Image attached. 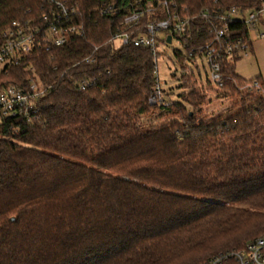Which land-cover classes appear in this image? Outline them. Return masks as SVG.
<instances>
[{"label": "trees", "instance_id": "obj_1", "mask_svg": "<svg viewBox=\"0 0 264 264\" xmlns=\"http://www.w3.org/2000/svg\"><path fill=\"white\" fill-rule=\"evenodd\" d=\"M68 1L78 4L83 33L58 46L44 39L60 12L49 0H0V44L14 21L38 25L25 65L52 84L35 119L0 120V264H199L263 234L262 76L242 78L241 55L225 57L218 93L235 102L211 118L195 62L173 48L183 91L174 100L164 90L167 104L152 103L156 56L112 40L132 0ZM175 1L197 15L177 36L188 50L210 42L218 15L263 10V0ZM256 22L235 19L230 42L252 48ZM25 65L0 72V91L28 86Z\"/></svg>", "mask_w": 264, "mask_h": 264}, {"label": "built area", "instance_id": "obj_2", "mask_svg": "<svg viewBox=\"0 0 264 264\" xmlns=\"http://www.w3.org/2000/svg\"><path fill=\"white\" fill-rule=\"evenodd\" d=\"M49 2L54 4L60 12L53 16L50 26L44 32V39L47 42L60 46L65 44L71 35L83 33L82 25L76 24L74 20L79 10L76 2L70 3L68 0H49ZM101 10L103 14H107L113 10V6H102ZM262 12L263 10L254 11L245 17L244 13L232 8L228 14L218 15V19L223 23L222 28L216 30L215 36L204 47L188 50L185 43L177 36H185L192 31L193 21L197 15L190 16L180 12L175 0H132L131 13L120 22V27L112 40L121 45L145 46L156 56V60L160 53V46L165 50L166 46L177 41L188 58L193 59L195 65L191 63L197 67L196 69L199 70L200 63L204 68L205 65L207 66V82L210 85L214 83L222 89L226 78L222 60L225 57L232 60L236 52L241 55L249 48L246 43L230 42L229 24L237 18L249 24L257 21ZM164 13L167 17L160 18L159 14ZM238 14L242 17H236ZM200 15L203 19L210 20L209 12L203 11ZM44 17L47 19V16ZM41 31L38 25L30 21H14L11 26L4 29L1 33L3 40L0 44V72L14 64L25 65L36 50L38 35ZM262 36L264 34H261ZM169 38H171L170 43L167 42ZM25 69L32 72L27 87L11 85L0 91V120L14 116H23L28 121L35 119L39 110V101L52 87L51 83L42 79L34 65H25ZM156 75L157 83L150 101L166 105L157 64ZM80 85L82 89H85L92 85V81H82ZM199 264H264V233L249 241L243 248L217 254Z\"/></svg>", "mask_w": 264, "mask_h": 264}, {"label": "rangeland", "instance_id": "obj_3", "mask_svg": "<svg viewBox=\"0 0 264 264\" xmlns=\"http://www.w3.org/2000/svg\"><path fill=\"white\" fill-rule=\"evenodd\" d=\"M262 5L263 12L260 14L255 26L250 30L253 46L243 51L236 62L237 73L247 80L255 79L258 76H262L264 79V36L261 37V34H264V0ZM250 13L251 11H246L244 16L248 17ZM236 17H242V15L238 14ZM173 48L184 52L177 41L166 46L165 50L164 47L160 46V54L157 57L156 64L162 88L166 94H170L168 98L171 97L176 100L179 93L183 91V88H180L183 83L181 79L183 69L173 54ZM195 74L199 80L198 84L200 85L202 82L204 84L203 90H205L207 98L205 103L202 104V109L207 116L213 118L232 108L235 102L233 96H221L218 93L219 88L214 83L207 85L208 68L206 65L204 68L200 63L199 70L195 68ZM153 117L155 116L148 115L146 119L150 120Z\"/></svg>", "mask_w": 264, "mask_h": 264}, {"label": "water", "instance_id": "obj_4", "mask_svg": "<svg viewBox=\"0 0 264 264\" xmlns=\"http://www.w3.org/2000/svg\"><path fill=\"white\" fill-rule=\"evenodd\" d=\"M171 41V38H169V42ZM13 220H14V218H13Z\"/></svg>", "mask_w": 264, "mask_h": 264}]
</instances>
